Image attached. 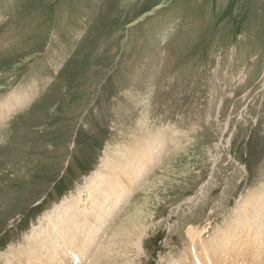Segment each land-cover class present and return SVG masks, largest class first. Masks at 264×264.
Instances as JSON below:
<instances>
[{"label": "rangeland", "instance_id": "374dc122", "mask_svg": "<svg viewBox=\"0 0 264 264\" xmlns=\"http://www.w3.org/2000/svg\"><path fill=\"white\" fill-rule=\"evenodd\" d=\"M117 199L81 257L78 215L83 250ZM51 222L62 264L107 239L106 264H188L190 229L207 264L264 263V0H0V264H52Z\"/></svg>", "mask_w": 264, "mask_h": 264}, {"label": "bare ground", "instance_id": "6f19581e", "mask_svg": "<svg viewBox=\"0 0 264 264\" xmlns=\"http://www.w3.org/2000/svg\"><path fill=\"white\" fill-rule=\"evenodd\" d=\"M26 101L24 100V99H20V100H10V102H6L5 103V108H2V111H3V113H10V112H12V111H14V110H16V109H18V107H21L24 103H25ZM4 115V114H3ZM106 166V165H105ZM115 167H117V166H115ZM107 168V167H106ZM118 171H119V169L118 168H115V175L117 176V173H118ZM141 171V170H140ZM112 172V171H111ZM110 172V173H111ZM128 173V172H127ZM122 175V174H121ZM123 175H125L126 176V174H123ZM132 175V174H131ZM107 176V177H106ZM105 176V178H108L109 176L108 175H106ZM139 176H141V172L139 173ZM100 177V176H99ZM113 177V176H112ZM129 177H130V175H129ZM122 178V177H121ZM127 178V177H126ZM102 179V178H101ZM118 180H121V179H119V178H115V179H113V181H111L109 184L111 185V187L112 186H114V188H116L117 186L120 188V183L118 182ZM99 182L100 183H103V181L102 180H99ZM122 182V181H121ZM135 182V184H136V182L137 181H134ZM99 186V185H98ZM134 187V186H133ZM105 188V187H104ZM87 191V190H86ZM110 191V190H109ZM133 191V190H132ZM114 193V192H113ZM108 198V197H107ZM118 198V197H117ZM105 199V198H104ZM127 200V199H126ZM79 201H81V198L80 199H78L76 202L78 203ZM115 201V200H114ZM124 202V201H123ZM122 202V203H123ZM80 203V202H79ZM71 204V203H70ZM96 204V203H95ZM107 205L108 204H104L103 205V213L105 212V214H104V216H102L101 217V221H99L98 222V224H97V227H99V228H97L96 226H95V230L94 231H92V234H93V236H92V238H93V241L92 242H88V245H89V247L87 248V246H85L84 248H83V250H81V247H83L84 245H86V241L83 239V237H84V235L86 236V233H87V230L88 229H85L84 230V227H86L87 226V223H86V221H83L82 222V219H81V216H82V213H80L79 215H78V220L81 222V225L80 226H78V230H77V234H79V235H77V239L78 240H80V247H78L77 249H79L80 251H81V257H82V255L84 254V255H88V252H89V250H90V248L93 246V244H94V238L95 239H98V235H99V233L101 232V230L102 229H100V226L101 227H103L105 224H106V222L105 221H107L108 219H109V217H111V215H112V211L111 210H115L116 208H118V206H119V199H117V201L115 202V203H113V206H111L110 204H109V207H107ZM69 206V205H68ZM79 206L80 205H77V206H75L74 208H73V206L71 205V207L69 208V210L68 211H70L71 209H73L72 211H73V213H74V211H75V213H78V209H79ZM81 206H82V204H81ZM83 207H86L85 209H84V213L85 214H89V213H93V210L95 209V207H87V205H85V204H83ZM65 208V207H64ZM97 208V207H96ZM111 209V210H110ZM60 211V210H59ZM68 211H67V213H68ZM131 211V209H129L128 210V213ZM57 212V211H56ZM57 213H59V212H57ZM66 213V214H67ZM56 214V213H55ZM71 214H72V212H71ZM84 214V215H85ZM260 214V213H259ZM68 215V214H67ZM66 215V216H67ZM70 215V214H69ZM126 215V214H125ZM242 216L244 215V214H241ZM59 216V215H58ZM75 216V215H74ZM137 216H139V214H137ZM63 217V216H62ZM55 219V218H54ZM70 218L68 217L66 220H69ZM242 219H250V217H248V216H243L242 217ZM61 221H62V219H61ZM68 222V221H67ZM75 222V221H74ZM260 223H262V222H260ZM62 224H63V222H62ZM104 224V225H103ZM50 226L52 227V231H51V233L52 234H50V235H52V238H51V243H53V244H55V246L54 245H52L51 247V249H50V251H51V257L50 258H53L52 259V261H53V263L52 264H62V259H60V257L59 256H61V255H59V252H61V248H62V250H64L66 253H67V250H69V249H72L73 247H72V244L71 243H68V246L67 247H62L63 246V244L64 243H66V238H67V230H69L70 229V226H68V227H60V229L57 227V224L55 225L53 222H51V224H50ZM73 225H71V227H72ZM121 226L122 227H125V230H122V231H120L119 232V237L117 236V239H113L112 241H111V245H116L117 243V245H118V248H120V245L124 242V238H125V235H126V237L127 236H129L132 232H134V233H137V235L139 234V233H141L142 232V227L140 226V223H139V221L136 219V218H134L133 220H131L130 222L128 221V220H125V219H123L122 220V223H121ZM259 226H263L264 227V225H259ZM56 228V229H55ZM194 229H190V230H188L189 231V235H190V238H191V242H195V239L196 238H199L200 237V233H195L196 231H193ZM79 232V233H78ZM199 232V231H198ZM226 232H228V234H230L231 232H232V229H230V230H228V231H226ZM38 234H39V232H37ZM44 234V233H43ZM76 234V233H75ZM36 236V235H35ZM46 236V235H45ZM74 236V235H73ZM80 236H83L81 239H80ZM101 236V235H100ZM42 237V236H41ZM131 237L132 238H130V237H127L126 239L129 241V240H131V241H133V242H135V238L131 235ZM47 239V238H46ZM111 239H112V237H111ZM200 239V238H199ZM203 239V238H202ZM34 238L33 239H31V240H29L30 242H34ZM37 241L39 242V239H37ZM36 241V242H37ZM108 239H107V241H106V245H101V246H99L100 248H99V250H98V248H96L97 249V253H96V255H95V257L93 258V257H90V262L88 263V262H85V264H106L110 259H112V256L114 255L113 254V247L110 245V244H107L108 243ZM201 241V240H200ZM98 242V241H97ZM116 242V243H115ZM47 243H48V240L46 241V245H47ZM62 243V244H61ZM192 243V245L190 246V248H189V252H187V250L186 249H184L183 250V253H185V255L183 254V256L184 257H181V259H180V262H185L186 263V261H188L189 263L188 264H193V263H191V259L190 258H194L193 256H192V252H193V250H194V252H195V255H196V257H197V259H198V263L196 262V264H207V261L205 260V258L203 257V253L202 252H200L199 251V248H202L203 250H205V251H207L206 250V248H204V244L205 243H201V245H199L200 247H194V244ZM48 244H50V243H48ZM191 244V243H190ZM39 247H41L42 249H43V247L41 246V245H39ZM54 247V248H53ZM246 247V246H245ZM249 247V246H248ZM253 249H251L252 250V252H248L249 254H253V258L252 259H250V262L248 263V264H260V262L262 261V260H260V257L258 256V255H255L256 254V252L259 250V248L257 247V246H254L253 245ZM35 248H36V246H34V243L33 244H30V246H29V248L28 249H30V251L28 252V253H26L27 254V258L29 259L28 260V262H29V264H38L39 263V261L41 260V259H38L39 257L40 258H42V257H45V255H46V253L45 254H42V252H40L39 253V251H36L35 250ZM87 248V249H86ZM181 248H183V246L181 247ZM86 249V250H85ZM213 249H214V247H213ZM93 250V249H92ZM182 250V249H181ZM215 250V249H214ZM241 251V250H240ZM239 251V252H240ZM32 252V253H31ZM91 252V251H90ZM182 252V251H181ZM213 252L214 251H212V252H208V256H209V258H210V261H211V263L210 264H219L217 261H215L213 258ZM215 252H217V251H215ZM247 253V254H248ZM28 254H29V256H28ZM181 254V253H180ZM214 254H216V253H214ZM218 254V253H217ZM248 254V255H249ZM22 255V254H21ZM40 255V256H39ZM179 255V254H178ZM207 256V255H206ZM65 257V256H64ZM49 258V259H50ZM67 259V258H66ZM74 259V261H76L75 262V264H78V258L77 257H75V258H73ZM177 259V258H176ZM32 260V261H31ZM195 260V259H194ZM175 262V261H174ZM231 262V261H230ZM42 263H44V262H42ZM41 263V264H42ZM15 264V263H14ZM18 264H25L24 262H22V260H21V258H19V261H18ZM47 264V263H46ZM83 264V263H82ZM174 264V263H173ZM176 264H179V262L178 263H176ZM187 264V263H186ZM195 264V263H194ZM261 264H264V263H262L261 262Z\"/></svg>", "mask_w": 264, "mask_h": 264}, {"label": "trees", "instance_id": "16d2710c", "mask_svg": "<svg viewBox=\"0 0 264 264\" xmlns=\"http://www.w3.org/2000/svg\"><path fill=\"white\" fill-rule=\"evenodd\" d=\"M250 174H252V173H250ZM73 180H75V179H73ZM3 247H0V249H2Z\"/></svg>", "mask_w": 264, "mask_h": 264}]
</instances>
